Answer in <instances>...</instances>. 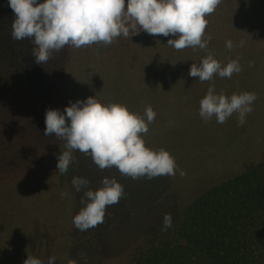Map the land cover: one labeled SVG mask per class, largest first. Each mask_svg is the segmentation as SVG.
<instances>
[{
  "label": "trees",
  "instance_id": "16d2710c",
  "mask_svg": "<svg viewBox=\"0 0 264 264\" xmlns=\"http://www.w3.org/2000/svg\"><path fill=\"white\" fill-rule=\"evenodd\" d=\"M14 19L9 0H0V264L28 256L82 264L81 251L102 264H264V0H222L206 17L205 49L176 50L167 42L177 37L141 31L111 45L66 46L42 64L31 40L11 38ZM209 53L222 66L239 57L242 71L204 82L189 76ZM213 84L229 97L256 93L242 126L238 113L223 124L200 117ZM88 97L140 115L151 106L145 146L168 151L186 175L134 180L116 167L101 170L78 150L59 174L65 142L44 135L46 111L64 113ZM73 177L88 186L77 192ZM104 178H115L125 196L107 207L102 224L80 231L72 221L81 199ZM165 214L172 226L162 231Z\"/></svg>",
  "mask_w": 264,
  "mask_h": 264
},
{
  "label": "clouds",
  "instance_id": "9594fccd",
  "mask_svg": "<svg viewBox=\"0 0 264 264\" xmlns=\"http://www.w3.org/2000/svg\"><path fill=\"white\" fill-rule=\"evenodd\" d=\"M222 0H9L15 14L11 25V38L17 41L29 39L34 45L32 56L37 64L47 63L53 52H60L66 46L80 49L93 44L111 45L116 38L149 35L169 39L167 46L176 50L185 48L205 49L212 39L206 35L209 21ZM241 41L239 46H243ZM231 50L233 42H226ZM254 66V62H249ZM242 71L239 57L221 64L209 53L199 64L193 63L189 76L199 77L200 82L231 78L233 73ZM257 99L254 92L233 93L230 97L223 92L216 93L211 85L200 101L199 115L208 122L213 116L223 124L233 113H238V124L246 122V116L254 111L252 104ZM70 106L61 113L49 109L45 115V136L55 134L64 141L62 154L57 157L59 174H66L74 162L73 151L78 150L91 157L101 170L116 167L119 172L132 179L175 176L177 171L183 177L186 173L178 169L175 158L165 149L158 151L145 146L141 134L148 133V125L156 117L151 106L144 114L131 112L120 103L102 104L96 97L69 102ZM66 121H70L67 123ZM89 181L73 177L71 184L77 192L88 186ZM69 193L64 191L62 196ZM125 196L124 187L115 178H104L102 187L88 190L81 199L84 205L73 217L76 229L86 231L104 222L106 209L115 205ZM172 226L171 214H165L162 231ZM55 257H49L47 264H55ZM23 264H45L33 256ZM68 264H77L69 260Z\"/></svg>",
  "mask_w": 264,
  "mask_h": 264
},
{
  "label": "rangeland",
  "instance_id": "374dc122",
  "mask_svg": "<svg viewBox=\"0 0 264 264\" xmlns=\"http://www.w3.org/2000/svg\"><path fill=\"white\" fill-rule=\"evenodd\" d=\"M66 216L63 217V220L65 219ZM27 221H28V217H27ZM42 241V240H41ZM22 248V250L26 251V248L23 246H20ZM80 257L83 258L82 260V264H102V260L100 258H96L95 262H90L89 257L87 255V252L85 251H81L79 253ZM100 259V260H99ZM115 263V262H114ZM113 263V264H114ZM104 264V263H103ZM116 264V263H115Z\"/></svg>",
  "mask_w": 264,
  "mask_h": 264
}]
</instances>
